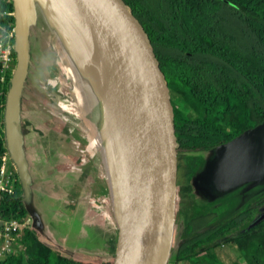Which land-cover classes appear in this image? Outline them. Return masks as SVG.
Returning a JSON list of instances; mask_svg holds the SVG:
<instances>
[{
    "label": "trees",
    "instance_id": "trees-1",
    "mask_svg": "<svg viewBox=\"0 0 264 264\" xmlns=\"http://www.w3.org/2000/svg\"><path fill=\"white\" fill-rule=\"evenodd\" d=\"M146 1L165 36L183 94L180 199L174 220L178 245L169 261L264 264V216L253 224L264 215V193L257 194L253 209L249 192L242 191L250 183L208 197L192 182L197 167L203 163L201 151H214L221 143L264 120V0ZM12 12L13 1L3 0L0 36L14 27ZM43 28L47 29L45 23ZM11 75L12 72L5 82H0V164L1 156L8 151L17 187L12 194L0 193V218L22 222L28 218V210L4 132ZM20 99L21 103L28 99L24 90ZM66 114L76 119L74 114ZM92 117L101 125L100 114ZM33 131L37 130L22 114V136ZM113 235L114 231L104 242L103 258L93 260L67 255L43 244L27 223L20 235L19 250L7 255L1 264H106Z\"/></svg>",
    "mask_w": 264,
    "mask_h": 264
},
{
    "label": "water",
    "instance_id": "water-1",
    "mask_svg": "<svg viewBox=\"0 0 264 264\" xmlns=\"http://www.w3.org/2000/svg\"><path fill=\"white\" fill-rule=\"evenodd\" d=\"M12 1L16 64L9 83L4 132L23 185L27 163L20 96L30 66L29 24L30 19L32 23L35 20L36 12L32 0ZM99 1L115 36L125 91L120 153L117 158L113 155L117 184L115 228L106 264H159L179 197L184 123L180 78L146 0ZM104 119L105 110L103 124ZM203 174L215 182L219 191L263 180L264 120L218 145Z\"/></svg>",
    "mask_w": 264,
    "mask_h": 264
},
{
    "label": "rangeland",
    "instance_id": "rangeland-1",
    "mask_svg": "<svg viewBox=\"0 0 264 264\" xmlns=\"http://www.w3.org/2000/svg\"><path fill=\"white\" fill-rule=\"evenodd\" d=\"M71 4L72 0H32L36 14L34 22L32 23L30 19L29 24L30 66L24 85V91L28 95V99L25 100H33L39 105L38 94L42 91L47 95L46 97L49 96V105L43 99L41 100L43 108L48 112L45 114V123H47L44 125L47 128L43 127L46 129L44 136L47 138V145L43 141L44 144L39 143L38 146H34L41 154V160L36 162L35 168L36 176L41 182H35L39 184L38 186L35 184L31 186L29 202L38 206L47 224L50 234L45 233L42 240L46 238L52 244L55 243L64 254L100 260L103 256L99 250L104 244L101 242L100 246V243H96L94 236L100 240L101 232H106L107 236L109 225L111 232L115 228L116 162L102 132L105 110L103 101L97 96L90 81L91 74H82L81 66L88 61L91 63L94 80L100 93H104L109 83L113 81V77L104 66L93 57H86L81 48L79 49L78 39L70 28ZM44 23L47 29L43 28ZM67 42L70 48L64 51L63 46ZM66 113H72L77 117L73 119L68 115L70 121H63L62 118ZM89 113L101 114V125L95 121L96 124L93 122L88 124L87 114ZM51 114L57 117L58 125L50 119ZM52 126L54 128H50ZM70 146H80L83 158L92 160L89 165L92 182L88 184L89 188L86 187L83 202L80 198L77 206L70 203L72 199L70 191L79 192L80 190L81 193V190L85 189L83 186L85 183L73 180V182H63L62 186V182H58L62 176L58 164L63 159H71L74 156ZM46 151L50 152L49 155H45ZM61 152L63 155H60ZM77 163L79 162L74 163L73 168L80 167ZM70 171L66 170L65 174H77L75 171ZM198 183L204 185L202 182ZM209 184L210 189L215 187L213 180H210ZM205 190L207 189L202 187L201 193L204 196ZM81 207L91 210L92 218L89 221L91 224L88 225V218L82 214ZM90 234H94V243L86 244L85 240L81 241L83 236ZM177 245V225L173 222L159 264H172L169 261V255ZM92 247L96 249L84 250V248ZM66 248L71 251L69 252ZM74 250L79 252L75 253ZM234 252L232 249L231 253Z\"/></svg>",
    "mask_w": 264,
    "mask_h": 264
},
{
    "label": "bare ground",
    "instance_id": "bare-ground-1",
    "mask_svg": "<svg viewBox=\"0 0 264 264\" xmlns=\"http://www.w3.org/2000/svg\"><path fill=\"white\" fill-rule=\"evenodd\" d=\"M70 28L72 33L76 35L79 49L81 48L83 54H85L86 57H93L100 65L104 66L113 77V81L109 83L104 93H100L98 85L94 80L91 63L88 61L85 65L83 64L81 66L80 72L82 74H91L92 80L90 81L92 82L94 90L97 96L104 102L105 119L102 132L107 140L109 150L112 155H115L117 158L120 153L125 109L124 81L115 36L100 1L72 0ZM63 47L64 51H68L70 44L67 42ZM38 98H40V102L43 99L45 103L47 102L49 105L48 98L42 97L41 94H38Z\"/></svg>",
    "mask_w": 264,
    "mask_h": 264
},
{
    "label": "crops",
    "instance_id": "crops-1",
    "mask_svg": "<svg viewBox=\"0 0 264 264\" xmlns=\"http://www.w3.org/2000/svg\"><path fill=\"white\" fill-rule=\"evenodd\" d=\"M33 22H34V20H33ZM40 94L42 97L47 96L42 91H40ZM40 103H39V105L35 104L33 102V100H30V99L28 101L24 100L21 103V115L23 114L25 116L26 112H27V115H26L27 119L32 123L33 128L37 130V131H33L31 134L23 137L24 158H25L26 163H27V179L23 185L21 184V186H22V190H23V200H24L25 206L28 210V219H29L28 223L35 230V232L37 233V235H38V237L42 243L48 244L53 249L61 250L58 246H56L55 243L52 244V242L47 240L46 238L44 240L41 239L45 233H47V234L49 233V230L47 228L46 222L43 219V214L41 213L38 206H35L29 202V194L31 192L30 191L31 186L33 184H35V186H38L39 184H37L35 182H41L39 180V177H37L36 173H35L36 162H39L41 160V154L39 151H37L35 149L34 146L35 145L38 146L39 143L42 144L43 141H44L45 145H47V142H46L47 138L44 136V134H45L44 131L46 129H43V127L47 123V122L45 123V119H46L45 114H47L48 112L45 108H43L44 107V106H42L43 104L42 103L40 104ZM32 104H34V105H32ZM26 107H27V111H26ZM51 115H52V117H50V119L55 122V125H58L57 117L54 116V114H51ZM66 115L63 116V118H62L63 121H66V120L70 121L68 118L69 116L68 115L66 116ZM87 115H88V118H87L88 124H89V122L98 123L96 119H94L93 117H92L93 119L91 118V116L95 115V114L89 113ZM76 117H77V115H76ZM44 128H47V127H44ZM50 128H54V127L52 126ZM85 133H87V132H85ZM70 148H71L74 156L71 159H65V160L63 159L58 164L59 171L62 173L61 179H59L58 182H62V186H63V182H73V180L75 182H84L85 183L83 185V186H85V189L83 188V190H81V193H80V190H79V192L78 191L77 192L72 191V190L70 191V197H72V199H70V203L74 204V206H77L80 201L83 202V199H84L83 195L85 194L86 187L89 188L88 184H90V182H92L91 177H90V172H91L90 169L91 168L89 167V165L91 164V162H90L91 160H89V158L88 159L83 158V155H82L83 152H82V148H80V146H77V147H75V146L71 147L70 146ZM49 153H50L49 151H46L45 155H47V154L49 155ZM60 155H63V153L61 152ZM76 162H79L77 164L80 165V167L78 169L73 168L74 163H76ZM67 165H69V167ZM86 165H87V167H86ZM66 170L75 171V172H77V174H74V175L65 174ZM79 194H80V196H79ZM80 198H81V200H80ZM93 200L94 199H92V201ZM81 206H82V203H81ZM81 208H82V214L84 216H87L88 222L91 221L90 220L92 218L91 213H90L91 210L84 208V207H81ZM89 224H91V223L89 222L88 225ZM110 235H111V229H110V225H109L107 236H106V232H101V235H99L100 236V240H99L97 236H94V234L93 235L90 234L88 236H83L81 241L85 240L84 242L86 244H89V243L92 244V243H94V240H93V236H94V239H96V243H98V244L100 243V246H101V242L104 244L105 240L109 239ZM85 246H88V245H85ZM66 249L69 252L71 251V249H69V248H66ZM75 249H77V248H75ZM95 249H96V247L84 248V250H89V251L95 250ZM79 250H83V249H79ZM103 250H104V247H102V249L100 247L99 251L101 252L102 256H104Z\"/></svg>",
    "mask_w": 264,
    "mask_h": 264
},
{
    "label": "built area",
    "instance_id": "built-area-1",
    "mask_svg": "<svg viewBox=\"0 0 264 264\" xmlns=\"http://www.w3.org/2000/svg\"><path fill=\"white\" fill-rule=\"evenodd\" d=\"M2 1L0 0V15ZM14 30V27L5 30L4 34L0 36V82H5L15 67ZM12 165L8 151H5L1 156L0 164V193L12 194L16 190V176ZM28 221V218L22 222L17 219L0 218V264L7 255L19 250L20 235ZM78 252L75 251V253ZM23 254L27 256L25 252Z\"/></svg>",
    "mask_w": 264,
    "mask_h": 264
},
{
    "label": "flooded vegetation",
    "instance_id": "flooded-vegetation-1",
    "mask_svg": "<svg viewBox=\"0 0 264 264\" xmlns=\"http://www.w3.org/2000/svg\"><path fill=\"white\" fill-rule=\"evenodd\" d=\"M200 155L201 156H203V163H201L198 167H197V169H196V172L194 173V175H193V177L194 178H192V182H194L196 185H198V186H200L201 188L202 187H204L205 189H207V190H205L206 192V196H208V197H213V196H218V195H221V194H223V191H219V190H217V188H216V186L215 187H213V189H210V187L209 186H211L210 184H209V181L211 180L210 178H209V176L208 175H206V174H203L204 172H205V168H206V164H207V162L209 161V160H211L212 158H213V156H214V151L213 150H208V151H201L200 152ZM180 160H181V158H180ZM182 165L180 164V167H181ZM180 172H181V170H179V177H178V182H179V178H180ZM198 182H202L204 185H202V184H200V183H198ZM247 185V183H245V184H243L242 186H243V188L245 187ZM242 191H248L249 193H248V198H249V201H250V203H251V206H252V208L254 209L255 208V206H256V199H255V197L257 196V194L258 193H264V179L263 180H261L259 183H257V184H255V185H249V187H248V189H246V190H244V189H242ZM259 204H260V202H259ZM263 215V214H262ZM264 216V215H263ZM259 217V216H258ZM257 217V218H258ZM256 218V219H257ZM255 219V220H256ZM262 219V218H261ZM260 219V220H261ZM254 220V221H255ZM259 220V221H260ZM254 221H253V224H256V223H254ZM258 221V222H259ZM206 229V228H205Z\"/></svg>",
    "mask_w": 264,
    "mask_h": 264
}]
</instances>
